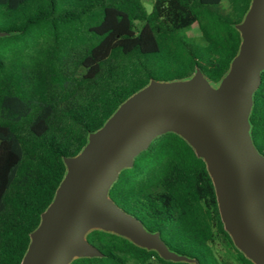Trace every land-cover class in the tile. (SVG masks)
I'll return each mask as SVG.
<instances>
[{
  "label": "trees",
  "instance_id": "obj_1",
  "mask_svg": "<svg viewBox=\"0 0 264 264\" xmlns=\"http://www.w3.org/2000/svg\"><path fill=\"white\" fill-rule=\"evenodd\" d=\"M251 0H0V264H21L30 235L90 134L151 81L218 85L237 56ZM194 25L203 45L185 31ZM264 157V70L249 117ZM112 202L158 234L172 262L92 230L101 256L70 264H253L233 244L205 162L166 133L124 169Z\"/></svg>",
  "mask_w": 264,
  "mask_h": 264
},
{
  "label": "water",
  "instance_id": "obj_2",
  "mask_svg": "<svg viewBox=\"0 0 264 264\" xmlns=\"http://www.w3.org/2000/svg\"><path fill=\"white\" fill-rule=\"evenodd\" d=\"M235 28L239 51L217 87L199 70L185 81H151L89 135L80 154L64 159L67 173L31 233L21 264H70L100 257L85 238L92 230L124 237L163 260L190 262L169 252L158 234L146 232L108 196L120 172L169 132L183 138L205 162L234 246L253 264H264V157L253 145L249 123L264 70V0H251Z\"/></svg>",
  "mask_w": 264,
  "mask_h": 264
},
{
  "label": "rangeland",
  "instance_id": "obj_3",
  "mask_svg": "<svg viewBox=\"0 0 264 264\" xmlns=\"http://www.w3.org/2000/svg\"><path fill=\"white\" fill-rule=\"evenodd\" d=\"M145 6V9L147 12H150L151 9V1L152 0H142ZM185 34L187 37L191 39V41L197 45H203V42L200 39V33L197 29V26L194 25L190 30L185 31ZM213 87H217V85H213ZM152 264H158L156 262H153Z\"/></svg>",
  "mask_w": 264,
  "mask_h": 264
}]
</instances>
